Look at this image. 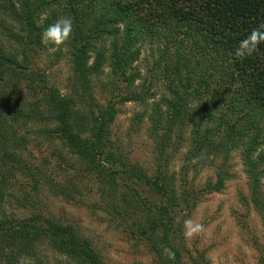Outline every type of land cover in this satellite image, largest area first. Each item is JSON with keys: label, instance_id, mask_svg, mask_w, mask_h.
I'll list each match as a JSON object with an SVG mask.
<instances>
[{"label": "trees", "instance_id": "16d2710c", "mask_svg": "<svg viewBox=\"0 0 264 264\" xmlns=\"http://www.w3.org/2000/svg\"><path fill=\"white\" fill-rule=\"evenodd\" d=\"M4 1L0 7L19 31L5 25L8 40L16 43L8 51L0 40V264H46L39 251L44 243L78 264H108L74 224L31 210L46 191L78 201L83 192L78 181L60 184L45 166L23 157L29 137L18 127L33 120L35 132L59 139L76 158L81 177L99 181V207L110 224L145 243L156 264H183L180 212L225 187L234 151H240L247 176L246 202L264 223V44L250 57L234 56L240 41L264 23V0ZM61 17L73 20L67 42L78 85L71 96L31 66L33 52L51 47L42 44L43 31ZM145 44L157 54L149 75L136 65ZM105 65L126 94L103 104L93 89ZM154 80L164 84L165 94L149 114L157 157L149 173L117 149L111 126L119 103L149 101ZM24 81L44 93L45 107L37 99L27 115L25 101L20 107L10 100L12 95L26 100L18 92ZM188 131L185 168L215 171V180L198 190L187 182V170L181 185L169 173L174 155L189 142ZM19 209L26 214L19 215ZM190 258L204 264L201 257Z\"/></svg>", "mask_w": 264, "mask_h": 264}, {"label": "rangeland", "instance_id": "374dc122", "mask_svg": "<svg viewBox=\"0 0 264 264\" xmlns=\"http://www.w3.org/2000/svg\"><path fill=\"white\" fill-rule=\"evenodd\" d=\"M4 3V0H0V5ZM5 25L19 31L0 7V40L8 51L14 48L16 43L8 40L9 33ZM71 52L68 42H65L60 46L39 49L38 52H33L31 57L32 68L66 96L76 95L75 88L78 85L70 58ZM155 52V47L152 48L149 44L143 47L140 60L136 63L143 75L151 74L149 70L152 68ZM20 56L21 54L19 59L23 60ZM109 72L110 67L105 65L104 74L94 77V95L103 104L109 102L110 98L119 100L126 94L114 85ZM154 81L156 84L149 101L119 103V112L111 126L112 139L117 149L149 173H153L157 165L154 143L148 132L149 114L152 104L158 102L165 94L164 84L159 80ZM142 82L140 79L136 84L140 86ZM104 83L105 86L102 85ZM119 85L122 86L121 82ZM19 87L18 92L22 93L26 100L16 99L13 95L10 100L11 103L20 107L25 101L27 103V107H24L25 115L30 109H35L34 103L37 99H40V104L45 107L43 91L30 90L26 81ZM9 90L13 91L12 88ZM34 124L37 125L33 120V123L21 122L19 127L17 125L19 133L26 135L28 132L27 137H29V145L24 150L23 157L32 163L45 166L44 170L56 178L60 184L66 183L69 179L78 181L83 192L81 200L78 201L65 194L55 195L51 191H46L40 195L41 201L31 210L42 211L44 216L52 215L64 223L74 224L92 241L108 264H156L153 253L145 243L134 239L123 230L115 229L110 224V216H107L99 207L101 199L97 190L99 181L90 177H81L78 174L81 164L71 156L63 143L59 139L50 141L39 135L35 132L36 130H33L38 127H34ZM189 131L186 135L189 142H183V148L174 155L169 165V173H174L178 184L181 185L183 183L181 178L187 170V182L191 188L195 187L198 190L208 181L215 180V171L213 167H205L202 170L185 168V152L190 148L191 143ZM60 154L69 159L71 168H65ZM231 158L232 177L226 180L225 187L218 192L203 195L192 210L185 209L180 212L182 217L180 236L183 237L182 246L184 247L183 264H192L191 255L201 257L204 264H264V223L256 209L246 202L247 176L240 159V151H234ZM18 214L24 215L26 212L19 209ZM187 218H193L202 223L205 231L193 238H186L183 235V220ZM39 251L46 264H78L49 243L41 244Z\"/></svg>", "mask_w": 264, "mask_h": 264}, {"label": "clouds", "instance_id": "9594fccd", "mask_svg": "<svg viewBox=\"0 0 264 264\" xmlns=\"http://www.w3.org/2000/svg\"><path fill=\"white\" fill-rule=\"evenodd\" d=\"M73 34V20L71 17H61L55 23L49 25L42 33L41 42L45 46H60L67 42ZM264 44V23L253 29L250 34L240 41L235 49L234 56L243 59L252 56ZM205 231L204 225L193 218L183 220V235L193 238ZM172 256V253H168ZM22 264L25 262L22 261Z\"/></svg>", "mask_w": 264, "mask_h": 264}]
</instances>
